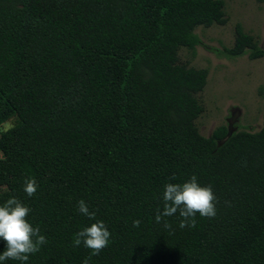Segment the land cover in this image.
Wrapping results in <instances>:
<instances>
[{
  "label": "trees",
  "instance_id": "obj_1",
  "mask_svg": "<svg viewBox=\"0 0 264 264\" xmlns=\"http://www.w3.org/2000/svg\"><path fill=\"white\" fill-rule=\"evenodd\" d=\"M224 0H0V205L16 197L48 243L28 264H83L72 246L95 220L112 233L89 264H264V118L257 132L202 136L208 71L180 64L198 27L226 23ZM230 58L264 56L235 28ZM196 175L217 215L156 223L167 183ZM175 176V179H171ZM35 178L29 198L24 181ZM140 220L139 227L133 226ZM5 244L0 240V253ZM4 264H20L9 260Z\"/></svg>",
  "mask_w": 264,
  "mask_h": 264
},
{
  "label": "rangeland",
  "instance_id": "obj_2",
  "mask_svg": "<svg viewBox=\"0 0 264 264\" xmlns=\"http://www.w3.org/2000/svg\"><path fill=\"white\" fill-rule=\"evenodd\" d=\"M224 4L226 23L198 27L200 44L178 53L180 64L208 71L206 86L197 95L204 112L195 121L205 137L222 125L229 134L257 132L264 118V56L251 60L247 54L230 58L223 53L233 46L237 25L264 50V0H224ZM14 124V118L3 123L0 134Z\"/></svg>",
  "mask_w": 264,
  "mask_h": 264
},
{
  "label": "clouds",
  "instance_id": "obj_3",
  "mask_svg": "<svg viewBox=\"0 0 264 264\" xmlns=\"http://www.w3.org/2000/svg\"><path fill=\"white\" fill-rule=\"evenodd\" d=\"M171 179H175V176ZM37 190L38 182L35 178L25 179L23 191L29 198L35 196ZM162 200L163 209L156 210L155 221L158 224L163 221L167 229L171 228V224L164 218L177 213L181 218V229L194 228L197 213L204 218H214L217 215L218 201L212 187L201 186L196 175L183 184L167 183ZM77 211L88 219L95 220L90 226L78 231L72 242L74 248L83 245L90 250V256L83 261V264H89L92 256H98L109 247L112 233L103 221L96 220V213L90 210L83 199L78 201ZM30 213L31 209L16 197H11L0 205V240L5 244V250L0 253V264L9 260L28 264L30 257L40 252L42 246L48 243L45 235L41 234L40 227H34L27 219ZM140 224V220L133 221L134 227H139Z\"/></svg>",
  "mask_w": 264,
  "mask_h": 264
}]
</instances>
